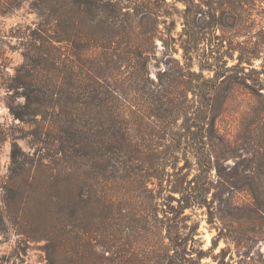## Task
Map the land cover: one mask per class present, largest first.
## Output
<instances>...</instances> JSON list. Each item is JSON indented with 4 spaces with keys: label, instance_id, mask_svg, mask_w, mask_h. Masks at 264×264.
Instances as JSON below:
<instances>
[{
    "label": "rangeland",
    "instance_id": "obj_1",
    "mask_svg": "<svg viewBox=\"0 0 264 264\" xmlns=\"http://www.w3.org/2000/svg\"><path fill=\"white\" fill-rule=\"evenodd\" d=\"M187 1L188 27L197 34V48L189 54L182 31L185 7L177 0H103L105 20L93 28L82 22L74 31L79 39L89 32L106 47H89V59L125 55L130 37L146 39L145 49L153 53L147 67L153 83L123 84L125 72H131L124 67L105 72L115 76L109 83L125 102L142 106L143 124L132 134L142 138L140 150L151 158L150 165L116 174L88 158L68 160L45 125L10 115L5 80L30 49L39 18L29 0L0 14V264H245L233 236L240 227L238 208L249 198L238 190L228 193L226 184L241 181L232 169L253 174L264 164L256 159L264 157V0ZM110 10L119 25L114 39ZM130 19L136 35L127 30ZM71 47L63 44L61 54H71ZM199 66L212 71L204 70L199 79L193 75ZM185 120L189 126L200 123L187 131ZM192 135L204 136L205 172H197L192 153L183 155L186 145L193 152ZM14 146L20 153L17 168L11 165ZM168 156L177 158L174 169L161 166ZM188 182L203 183L206 193L194 198L200 205L167 214L176 217L170 230L163 211L178 208L182 199L170 187ZM252 248L261 257L253 254L246 264H262L264 240Z\"/></svg>",
    "mask_w": 264,
    "mask_h": 264
},
{
    "label": "trees",
    "instance_id": "obj_2",
    "mask_svg": "<svg viewBox=\"0 0 264 264\" xmlns=\"http://www.w3.org/2000/svg\"><path fill=\"white\" fill-rule=\"evenodd\" d=\"M16 1L22 0H6L0 8V14H9L15 10L19 6ZM29 1L37 11L39 22L30 32V49L28 48L29 50L23 54L22 63L14 70V74L5 80V88L7 92H10L7 103L10 115L19 122L45 125L63 144L61 149L67 152L68 160L88 158L98 169L110 168L115 174L119 170L130 171L136 167L150 165L151 158L149 157L150 160L145 158L140 150L142 138L132 134L134 129L140 128L143 124L141 122V117L144 116L142 106L130 101L125 102L120 92L113 85L111 86V82L109 83L115 76L105 74L106 71L109 72L108 69L117 72L119 68L124 67L131 69V72H125L129 77H126L127 81L123 80V84L126 82L128 84L132 79L152 82L148 77L147 67L153 53L152 50H146L143 44L147 43V40H137L129 36L131 40L126 42L125 55L113 54L110 59L105 57H103L105 59L98 57V60L89 59L88 57L93 56H88L89 47L95 50L106 47L98 44V39L91 38L89 36H92L91 33H83L82 38L79 39L74 35V31L81 30L82 22L86 24L85 26L93 28L105 20L107 5L103 0ZM177 1L185 7L182 31L186 38L184 54H189L197 48V34L188 27L189 2ZM110 13L108 27L114 39L117 37L119 25L114 16L115 11L110 10ZM65 24L71 30L65 29L63 27ZM137 29L135 20L130 19L127 27L129 34L136 35ZM65 43L71 44L72 50L70 49L71 54L64 56L60 48ZM102 54L101 56H104V53ZM189 57V60L193 59L192 56ZM242 63L241 58L238 60V66ZM199 70V74H193L199 79L203 77L201 73L204 70L212 71L204 66H199ZM216 76L217 74H214V77ZM129 113L134 116L133 119L128 117ZM150 115L155 117V114ZM196 117L199 116H194L192 120L200 119ZM205 119L204 117L201 121ZM199 123L200 120L194 122L195 126H189L185 120V123L181 125L189 131L191 127L197 128ZM203 139L204 136L197 139L192 135L189 141L194 143L193 152H189L186 145L183 154L186 157L187 154L192 153L199 173L207 169L205 154L208 149ZM19 154L17 147L14 146L11 151V165L14 168L20 165ZM168 157L162 160L164 162L161 166H171L172 169L177 167V164L175 165L177 158ZM258 158H262L260 161L264 160L261 155H258L256 159ZM258 166L259 168L253 174H249L246 169L242 171L237 168L232 169L233 176L237 178L241 176L239 185L228 184V180L226 181L228 193L238 190L249 198L238 208L240 227L233 236V242L237 248L242 249L238 255L239 260L245 264L252 259L253 254L257 256V259L261 257L258 250L253 253L251 251L254 245L264 240V164L260 163ZM126 177L129 178V176ZM117 178L113 176L112 180ZM202 185L203 183H197L193 186L192 182H188L185 187L179 185L170 187L171 193H178V198H182L178 200V208L171 207V212L163 211L169 221L170 230L174 227L176 217L168 218L167 214L177 216L183 214L186 209L200 205L201 202L194 198H204L206 190Z\"/></svg>",
    "mask_w": 264,
    "mask_h": 264
}]
</instances>
